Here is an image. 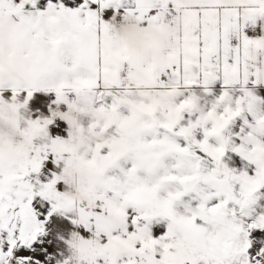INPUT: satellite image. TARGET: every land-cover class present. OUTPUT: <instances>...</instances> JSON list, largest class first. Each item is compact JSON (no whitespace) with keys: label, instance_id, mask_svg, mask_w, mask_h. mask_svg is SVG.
I'll return each mask as SVG.
<instances>
[{"label":"snow or ice","instance_id":"1","mask_svg":"<svg viewBox=\"0 0 264 264\" xmlns=\"http://www.w3.org/2000/svg\"><path fill=\"white\" fill-rule=\"evenodd\" d=\"M0 264H264V0H0Z\"/></svg>","mask_w":264,"mask_h":264}]
</instances>
